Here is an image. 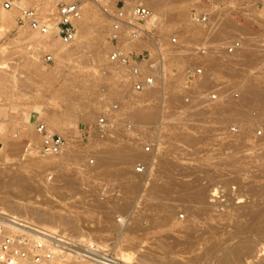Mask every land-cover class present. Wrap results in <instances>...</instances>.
Segmentation results:
<instances>
[{
    "label": "rangeland",
    "instance_id": "rangeland-1",
    "mask_svg": "<svg viewBox=\"0 0 264 264\" xmlns=\"http://www.w3.org/2000/svg\"><path fill=\"white\" fill-rule=\"evenodd\" d=\"M64 1L75 0H26V3L20 4V7L16 6L8 10L2 6L4 0H0V72H5L6 79L8 78L3 84H0V180L2 181L0 197H4L3 200H0V210L13 213L9 203L19 202L30 205L49 216L56 214L64 217L65 221L66 219L76 220L74 224L68 223L67 225H63L64 223L61 222L62 225L53 221L43 222L45 224L42 226L43 223L38 221V218H32V220L38 221L40 226H45L46 229L57 228L71 234H86L90 240L102 243L113 244L115 239L126 243L131 239L133 241L132 251L135 252L133 261H138L140 264H166V259L154 262L145 258L143 253L151 249L158 255L166 257V252L160 241H168L172 244L178 239L184 243L176 246V251L170 254V257H173L170 258L172 263L180 261L186 264H214V260L204 261L197 260V258L201 256L205 248L216 245L218 241L219 244H235L243 237L255 241L258 253L264 252V232L257 229V226L261 227L257 221L250 219L249 216L252 217V214L249 211L247 212L250 215L245 212L252 206H264V160H257L258 154L262 155L264 150V122L256 120L257 113L261 112L260 109L258 112L255 107H252V104L259 107L254 104L258 103L256 99L258 93L255 92L257 90L252 89L259 86L258 91L263 90L264 92V59L259 56L250 64L241 61L230 62L232 72L225 70L229 65L227 66L220 59L221 55L229 58L236 54L228 53L226 50L234 41H240L241 45L253 44L250 46L258 50L259 53L261 50L264 51V0H161V7L165 9L162 22H159L157 26L139 23L146 35H140L139 39L126 37V40L122 37L123 32L120 33L119 46L123 50L129 51L133 57L137 56L139 59L151 56L158 62L157 66L160 69L154 74L160 77V80L154 87L145 89V91L152 92L145 100L142 99L145 91L136 95L131 92V79L127 81L129 76L122 66L116 64L109 67L105 61L108 60V55L113 50L111 44L113 36L108 39L106 37L110 33L107 29L111 23L110 15L106 19V30L102 32V55L99 59L96 56V47L90 42L91 37L97 33L96 31L85 35L83 38L84 47L80 49L81 53L76 51L72 56L62 60L57 59L45 46L26 41L29 31L16 23L20 9L38 8L45 18L53 22L57 18L56 4ZM122 1L130 7L140 4L137 2L138 0ZM48 3H54V8L50 12L41 8ZM102 3L97 0L83 2L82 10L86 11L88 7H91L90 9L98 8L97 16L92 18L91 23H96V20L100 21L103 15L101 14L102 9H100ZM175 7L184 9L187 16L181 19L177 18L174 14ZM4 12L11 13V20L5 23L2 21ZM201 13L209 15L206 23L195 21L196 16ZM221 19L225 20L224 23L228 25L232 24L231 29H218L223 26H220L223 23ZM233 24L235 27H240L239 32H232ZM194 26L199 27L198 31L193 32ZM216 31L218 33H215ZM128 36H130L129 33ZM147 36L158 41L163 50L162 56L158 55L154 47L148 45ZM174 36L178 38V44L175 45L171 44V38ZM54 38H58L62 42L58 36H54ZM107 40L110 48L107 47ZM130 41L132 45L136 41L142 47L134 48ZM71 45L72 43L67 46ZM201 48L212 53H210L211 61L216 64L207 65L206 62H200L202 55L198 54V51ZM47 54L52 55V60H46ZM27 55L38 62L36 67H31L24 61V57ZM161 58L162 60H160ZM166 58L168 62H166ZM187 65L206 66V73L191 93H189L190 90H187L188 82L184 73ZM9 72L13 73L15 77H12L13 75L11 76ZM209 74H212L213 78H210ZM119 81L123 82L118 83ZM124 82L126 84H123ZM250 82L259 85L254 87L251 84V87ZM247 84L250 87H247ZM216 90L218 98L210 103L218 105L217 108L209 113H207L206 103L204 106L201 104L198 107L190 108L192 103L200 104L199 102L204 99L203 102H206L210 93L216 92ZM246 91L252 96L254 92L257 93L255 94L256 102L250 103V98L252 101L254 99L251 95H247ZM234 93H237L238 97H234ZM189 94H191V100L186 103L185 97H190ZM245 94L249 96L251 104V108L250 104H247L249 108L245 106L247 110L244 108L247 112L249 111V116L246 114L247 116L241 117L238 110L228 109L222 104L220 105L218 101L220 98H224L225 103L239 102L242 95ZM163 95L177 97L170 104L162 99ZM113 103L121 105L119 111L121 110L120 113L124 115L117 117L119 122L112 128H116L118 131L110 132L109 137L101 138L99 134H95L94 122ZM262 106L264 107V103ZM149 107H152L150 110H154V108L157 110L158 114L155 115V118L143 120L136 114L137 109L144 108L143 110H145L147 108L149 110ZM263 107L261 110H264ZM44 109L51 110L53 115L58 116L65 123L64 128L54 132L62 135L67 145L77 151L80 155L76 154L80 157H75V159L68 157L67 159V156H45L40 151L41 141L34 131L35 126L26 124V121L29 113H33L39 118L44 117L46 111ZM155 110L153 112L156 113ZM88 113L90 116L86 115ZM130 113L129 119L134 123V128L127 130L124 119L128 120L127 117ZM21 115H25L23 123L29 127L19 123L17 116ZM245 117H249L246 118L247 120L244 119L246 122L251 121L252 118L256 122L252 121V125L248 122L249 125L245 126V121H242ZM28 120L31 121V117H28ZM233 126L236 127V131L231 130ZM91 134L104 146L110 141L112 142L109 146L113 149L109 152L114 151V153L112 152L113 159L115 158L114 160L119 162L123 161V163L117 166H106V169L126 166L131 170L130 181H123L117 177L106 175V173L99 177L93 176V172H87L96 168V157L100 151L104 150V148L100 150L102 145L95 146L93 142L90 143ZM181 136L183 140H181ZM183 136L188 139H184ZM106 138L109 141H105ZM131 144L132 147L139 146L140 148L149 145L156 151L154 149L150 153H145L138 148L124 147V145ZM236 145H244L249 149L239 155ZM253 147H255L254 150ZM94 151L98 152L92 155L91 153ZM109 152H101L100 155L104 153L102 155L108 156ZM119 152L126 153L123 154L124 158H121L122 154L119 156ZM86 153L90 155H86ZM112 156H108L111 161H113ZM221 156L227 158L228 161L224 158L220 160ZM235 157L237 158L235 159ZM136 160L146 163L148 170L144 173H137L134 167ZM90 163L95 164L91 165ZM85 168L87 169L85 170ZM161 169L164 171L162 172ZM165 173L167 177L169 176L168 178ZM13 175H19L26 179L30 185H33L32 188L28 189L24 183L17 184ZM155 175L163 176L157 181L160 186L156 188V191L153 189L154 181H152ZM170 178L174 179V183H183V185L185 183L182 187L184 190H187L188 187L192 190L199 188L208 190V193H205L206 197L210 195L213 188H223L226 191L228 205L225 210L232 208V212L229 211L231 213L227 214L225 210V212L220 211L219 207L215 206L212 218H209L206 213L196 215L195 218L192 217L189 208L195 207L194 209H196L197 203L186 204L187 201H181L182 198L178 195L180 191H184L182 188H171L167 192L166 188H160L164 183H168ZM128 184L129 187L125 186ZM186 184L187 188L185 189ZM170 191L172 192L170 193ZM145 195L147 197H144ZM148 196L149 200H147ZM206 200L213 204L211 197ZM95 202L105 206L99 209L92 208L96 207ZM159 202L163 204L160 205ZM112 203L119 207V211H111ZM85 205L89 206L88 209L84 207ZM133 205L136 207L135 209L144 206L148 209H143L139 215L140 219H135L138 220L135 221L138 230L134 235L127 232L120 234V231L115 230L112 223L118 215H129L131 211L129 209ZM240 205L241 207L245 205L246 209L244 207L239 209ZM170 209L172 212H168L171 211ZM166 210H168V214H166ZM165 214L169 216H167L169 219L166 218L167 222H160V218ZM106 215H109L108 223L105 222ZM192 219L197 220V229L194 228L196 231L191 232V234L194 233L193 236L183 234L180 231L181 225L186 222L188 224ZM216 223H219L218 226ZM47 224L48 227L52 226L51 224L54 227L48 228ZM91 224H94L95 227H91ZM105 224L108 226L103 228ZM219 225L222 226L219 228ZM242 226L245 231L241 228ZM96 227H102V229L96 230L94 229ZM216 229L218 230L216 231ZM212 230L214 235H208L207 232ZM180 232L182 233L180 234ZM231 232L233 233L231 234ZM97 235L107 238V242L97 240L95 238ZM189 240H192L194 244L192 247L186 244ZM250 259L253 258L250 257ZM68 261L76 262L72 259H68Z\"/></svg>",
    "mask_w": 264,
    "mask_h": 264
},
{
    "label": "bare ground",
    "instance_id": "bare-ground-1",
    "mask_svg": "<svg viewBox=\"0 0 264 264\" xmlns=\"http://www.w3.org/2000/svg\"><path fill=\"white\" fill-rule=\"evenodd\" d=\"M96 1V0H95ZM161 0H152V1H149V2H146L145 0H138L137 2H140V5H143V6H145V7H148L149 9H151L153 12H154V14H155V21H151V22H147L146 24L147 25H151V26H157V24L159 23V22H162V18H163V16L165 15V9L164 8H162L161 7V5H162V2H160ZM169 1V0H168ZM167 1V2H168ZM98 2V1H97ZM99 2H103L102 3V5L100 6V9H102V13L101 14H103L102 16H101V19H100V21H98L97 22V20L95 21L96 23H91L92 21H93V19L92 18H94V16L98 13V8L96 9H90L89 7H88V10H86L85 11V9L84 10H82V6H81V15H80V18L79 19H77L76 21H75V27H76V36H75V39L71 42L72 43V45L71 46H67L68 44H70V43H64L62 40V42H60L59 40H58V38L56 39V38H54V36H57V34H56V30H55V26H54V24L53 23H51V27H50V30L47 32V33H45V34H41V33H39V32H37V31H34V30H32V29H30L28 26H25V30H27V31H29L28 32V35L26 36V41L28 42V43H34L35 45H41V46H45L51 53H53L56 57H57V59H59V60H62V59H64V58H68V57H70V56H72L76 51H78V52H80V49H82L83 47H84V43H83V38L85 37V35H87V34H89V33H91V32H93V31H96L97 33L94 35V36H92L91 37V39H90V42H91V44L92 45H94L95 47H96V56H97V58L99 59L100 57H101V55H102V49H101V42H102V32L104 31V30H106V19H108V15H110V17H111V14H109V13H107V12H105L104 11V9L102 8L103 6H105V5H107L106 4V2H104V1H99ZM114 1H112V3H113ZM163 2H165V1H163ZM166 2V3H167ZM25 4L26 3V0H20L19 2H18V6L20 7V4ZM83 5V4H82ZM89 6V5H88ZM94 6V5H93ZM92 6V7H93ZM43 10H45V11H52L53 10V8H54V3H48L47 5H44V6H42L41 7ZM94 8V7H93ZM87 9V8H86ZM97 11V12H96ZM174 11H175V16L177 17V18H179V19H181V18H184V17H186L187 16V14H186V12L184 11V9H182V8H174ZM168 14V12H167V10H166V15ZM99 15V14H98ZM97 16V15H96ZM107 17V18H106ZM100 18V17H99ZM97 19V18H96ZM111 19V23H110V25L109 26H107V29H108V32H110V33H108L107 34V39L108 38H110L111 36H113L114 35V21L112 20L113 18L111 17L110 18ZM219 19V18H218ZM223 19H224V17H223ZM11 20V13L10 12H4V15H3V17H2V21L5 23V22H8V21H10ZM222 20V19H221ZM196 21V20H195ZM222 21H223V23H222ZM222 21H220L222 24H220V26L221 25H223V26H219L220 28H218V29H223V28H230L231 29V25H228L227 23H224L225 22V20H222ZM226 22H227V19H226ZM217 23V22H216ZM219 23V22H218ZM228 23H229V21H228ZM212 24V23H211ZM213 25H215V24H213ZM234 25V24H233ZM199 26V25H198ZM198 26H194L193 27V32H196V30L199 28ZM217 26H218V24H217ZM233 27V26H232ZM143 27L139 24V23H137V25H136V29H137V31H138V34L139 35H146V33H145V31H144V29H142ZM217 28V27H216ZM209 29V28H208ZM201 30V29H200ZM203 30V29H202ZM211 30V29H210ZM121 32L120 33H122L123 32V36L122 37H124L125 39H126V37L128 38V37H130V36H128V31H129V28L128 27H126V26H122V28H121V30H120ZM198 31V30H197ZM207 31V30H206ZM205 31V32H206ZM228 31V30H227ZM226 31V32H227ZM240 31V27L238 28V27H235V25H234V29L232 28V32L234 33V32H239ZM204 32V34H206ZM211 32H212V30H211ZM218 32H219V30H218ZM217 31L215 32V33H218ZM222 32V31H221ZM145 33V34H144ZM209 33H210V31H209ZM220 33V32H219ZM120 35V34H119ZM148 35V34H147ZM217 35V34H216ZM216 35H215V37H216ZM207 36V35H206ZM209 36V35H208ZM59 37V36H58ZM120 37V36H119ZM213 37H214V34H213ZM147 38H148V36H147ZM51 39H54V40H51ZM121 40H124L123 38H120ZM130 39H131V37H130ZM130 39H128V40H130ZM139 39V38H138ZM146 39V38H145ZM120 40V41H121ZM127 40V39H126ZM133 41V40H132ZM137 41V40H136ZM135 41V44L134 45H132L131 44V41H130V44L132 45V46H134V48H140V47H142V45L141 44H139V43H137ZM146 41H149V43H148V45L149 46H151V47H154L156 50H157V52H158V55L160 54H162V52H163V50H162V48H161V46H160V44L158 43V41H156L153 37H150V38H148V40H146ZM89 42V43H90ZM124 42V44H125V41H123ZM134 42V41H133ZM253 45V44H243V45H241L239 48H237L234 52H233V54L234 53H236V54H234L232 57H226V56H220V59H221V62H223V63H225L227 66L229 65V67H227L225 70L227 71V72H232L233 70H232V68H230V62L232 63V62H236V61H241L242 63H245V64H250V63H253L255 60H257L258 58H259V56L261 57H263V59H264V51L262 52V50H261V52L260 53H262V54H260L259 53V51L258 50H256L255 48L253 49V47H251V46ZM106 46V45H105ZM110 45H108V40H107V47H109ZM110 48V47H109ZM260 50V49H259ZM83 52V51H82ZM81 53V52H80ZM211 52L210 51H207L206 52V54H204V55H202V61H200V62H202V63H205L206 62V64L207 65H214V64H216V63H213L212 61H211V57H212V53L210 54ZM83 54V53H82ZM81 54V55H82ZM109 56V55H108ZM162 56V55H161ZM204 56V57H203ZM214 56V55H213ZM261 57V58H262ZM216 58V57H215ZM57 59H56V61H57ZM102 59V58H101ZM24 61L26 62V63H28V65L29 66H31V67H36L37 65H38V62H36V60L34 59V58H31V57H29L28 55L27 56H25L24 57ZM105 61H107V65L109 66V67H113L114 65H116L117 63H115V62H112L111 60H110V57L108 58V60H105ZM156 63H158V62H156ZM0 64H1V62H0ZM118 65V64H117ZM226 65H224V66H226ZM164 68V67H163ZM160 68L158 67V66H155V69H153V73H155V72H159L158 70H159ZM161 69H162V67H161ZM10 73V72H9ZM8 74V73H7ZM11 74V73H10ZM9 74V75H10ZM13 75V76H12ZM11 76L12 77H15L14 76V74L12 73L11 74ZM129 76V75H128ZM7 77H10V76H8L7 75ZM159 78V79H158ZM8 79V78H7ZM6 79V74H5V72L3 73V72H0V84H3L4 82H5V80H7ZM131 78H130V76L128 77V80L127 81H129ZM166 79V78H165ZM156 84L158 83V81L160 80V77H158L157 75H156ZM83 81V80H82ZM7 82V81H6ZM120 82H123V81H119L118 83H120ZM260 83V82H259ZM123 84H126V82H124ZM251 84L252 85H254V87L257 85H259L258 83H252V82H250L249 83V85L251 86ZM248 84H247V87L249 86ZM249 86V87H250ZM252 87V86H251ZM253 87V88H254ZM259 87V86H258ZM258 87H256V89L254 88V89H252V90H257V91H255V92H257L258 93V96H257V100H258V103L255 101V94H257V93H253L254 95L252 96V94H250L251 96H252V99H254L253 101L251 100V98H250V103H253V102H256V103H254V104H257L259 107H256V105L254 106L253 104H252V107H255L256 108V110L258 111L259 109H260V112L261 113H257V117H256V120H260V121H262V122H264V110H263V112H262V110H261V108L263 107L262 105H263V103H264V92H263V90L261 89V87H263V86H261L260 87V89L262 90L261 92H259L258 91ZM264 88V87H263ZM245 90V89H244ZM249 90H250V88H249ZM145 91V90H144ZM248 91V90H247ZM246 91V93H251V91H248L247 92ZM65 92V91H64ZM67 92V91H66ZM244 92V91H243ZM253 92V91H252ZM70 93V92H69ZM149 93H150V95H151V93L152 92H149L148 90H146L144 93H143V95H142V99H148V97L150 96L149 95ZM249 93L247 94V95H249ZM242 94H244V93H242ZM80 95V94H79ZM174 95V94H173ZM246 94L245 95H242V97L240 98V101L239 102H234V103H231V102H228V103H225V99L224 98H220V100H218L219 101V104L221 105L222 104V106H224V107H226V108H228V109H236V110H238L239 112H240V116L242 117V116H245L246 114H248V116H249V111L247 112L246 110H247V108H249V107H247V104H250L249 103V96H247ZM175 96V95H174ZM174 96H168V97H166L165 95H163L162 96V99H164V101H168L170 104H172L173 102H172V100L174 99V100H176V97H174ZM254 97V98H253ZM69 99V98H68ZM67 99V100H68ZM141 99V98H140ZM208 100H206V102H203V101H205V99L203 100V98H202V100L203 101H200L201 100V98L200 99H198L200 102V104H198V103H192V105L190 106V108L191 107H198V106H200L201 104H202V106H204V104L206 103V107H207V109H208V112L207 113H209V112H211L212 110H214L215 108H217V106H215V105H213V104H211L210 102H212V101H214V100H211L209 97L207 98ZM198 100H197V102H198ZM172 102V103H171ZM129 103V102H128ZM111 106V105H110ZM121 106V105H120ZM120 106H118L119 107V109L121 108ZM245 106L247 107V108H245ZM262 106V107H261ZM142 108V107H141ZM150 108H152V107H149V110H150ZM244 108L246 109V110H244ZM250 108H251V104H250ZM264 108V107H263ZM41 109H43V108H41ZM119 109H118V112H119ZM144 109V108H143ZM143 109H137L136 110V114L138 115V116H140V118H143V120H148V119H153V118H155L156 116V114H158L157 113V110H155V108H154V110L156 111V113L155 112H153L154 110L153 109H151L150 111L147 109V111H145V110H143ZM44 110H46L44 113V117L42 116V117H40L41 118V120L40 121H35L36 123L34 124L35 125V129H36V124L38 123V122H42V123H45V125L47 126V128H48V130H49V132L50 133H53V134H55L56 132H54V131H58V130H60V129H62V128H64L63 126H65L64 124V122L58 117V116H56V115H53L52 114V112H51V110H48V109H44ZM153 110V111H152ZM249 110V109H248ZM118 112H116V114H115V117H117V115L119 114ZM245 112H247V113H245ZM259 112V111H258ZM93 113H94V111H93ZM182 113V112H181ZM43 114V113H42ZM90 113H88V114H86V115H88V116H90L89 115ZM91 115H92V113H91ZM164 115V114H163ZM247 116V115H246ZM251 116V115H250ZM28 117H31L30 115L28 116ZM28 117H27V121H26V124L27 123H29V124H32L31 123V121H29L28 120ZM101 117V115L97 118V120L94 122V124H97L98 123V121H99V118ZM249 118V117H245V118H243L242 119V121H245L246 122V120ZM244 119H246V120H244ZM250 119H251V117H250ZM130 120V119H129ZM256 120L255 119H253L252 118V120L251 121H248L250 124L252 123V121H255L256 122ZM131 122V121H130ZM244 122V124H245V126H246V124H248V122H246L245 123ZM132 124H133V126H134V123L133 122H131ZM254 124V123H253ZM249 125V124H248ZM247 125V126H248ZM252 125V124H251ZM261 125V124H260ZM259 126V125H258ZM261 126H263V125H261ZM37 132V131H36ZM35 132V133H36ZM95 134H98V132H96L95 131ZM36 135L39 137V139H40V141L42 140V137H41V135L37 132L36 133ZM61 137H63L62 135H60ZM33 137H35V136H33ZM106 137H109V136H106ZM64 138V137H63ZM99 138V137H98ZM183 138H184V136H183ZM185 138H186V136H185ZM184 138V139H185ZM198 138V137H197ZM264 138V137H263ZM38 139V138H37ZM65 139V138H64ZM186 139H188V137L186 138ZM201 139V138H200ZM33 140H35L34 138H33ZM181 140H183L182 139V136H181ZM196 140V139H195ZM105 141H109V139H107L106 138V140ZM191 141V140H190ZM198 141V140H197ZM11 142V141H10ZM36 142V141H35ZM38 142V141H37ZM178 142V141H177ZM180 142V141H179ZM39 143V142H38ZM175 144H176V141L174 142ZM240 144V143H239ZM262 144V143H261ZM40 145H41V143H40ZM178 145V144H177ZM20 146V145H19ZM10 147V146H9ZM41 147V146H40ZM14 148V147H13ZM254 148L255 147H253V150H254ZM259 148H263V147H259ZM16 149H17V147H16ZM20 149V148H19ZM113 148L111 147V146H109L108 145V143L106 144V146H104V150H102V151H100V153L101 152H104V153H108L109 151H111ZM236 149H237V154L239 153V155H241V154H244L245 152H247L248 151V149H247V147H245L244 145H236ZM118 150V149H117ZM116 150V151H117ZM16 151H18V150H16ZM113 153H114V151H112ZM112 152H109V154L111 153V155H109L108 154V156L110 157V156H112L113 155V153ZM193 152V151H192ZM263 152V154L262 155H260V154H258V161H260L261 159L262 160H264V150L262 151ZM79 154L77 151H75V150H73L72 148H70V146L69 145H67V143L65 144V146H64V149H63V151H61L60 153H58V154H51V155H45V156H67V159H68V157H72V159H75V157H80V156H78L77 154ZM100 153H99V155L96 157V165H95V167L96 168H98V167H101V166H104V168L106 169V166H110V165H119V164H121V163H123V161H117V160H114L113 159V157L114 156H112V160L113 161H111L110 159L111 158H109L108 156H106V155H102V154H104V153H102L101 155H100ZM120 153V152H119ZM256 153V152H255ZM122 153H120L119 154V156L121 155ZM123 154H126V153H123ZM122 154V156H121V158L124 156ZM80 155V154H79ZM115 157H116V155H115ZM229 157H231V156H229ZM76 158V159H77ZM124 158V157H123ZM219 158V157H218ZM224 157H220L219 159L220 160H222ZM232 159H234V157H231ZM237 157H235V159H236ZM219 159H218V161H219ZM225 160L227 159V158H224ZM230 159V158H229ZM214 160V159H213ZM255 160V159H254ZM115 161H117V162H115ZM226 161H228V160H226ZM144 163V162H143ZM144 164H146V163H144ZM154 164V163H153ZM169 167V166H168ZM87 168H85V170H86ZM89 169V168H88ZM91 169V168H90ZM104 169V170H105ZM163 169H165V167H163ZM146 170H148V166H147V169ZM130 168L128 169V167H124V166H118L117 168H112V169H106L105 170V172L104 173H106V175H111V176H114V177H117V178H119L120 180H123V181H130V179L132 178V175H130ZM161 171H162V169H161ZM164 171V170H163ZM162 171V172H163ZM165 171H166V169H165ZM168 171H169V168H168ZM145 172V171H144ZM143 172V173H144ZM138 173V172H137ZM257 174V173H256ZM146 175V174H145ZM168 175V174H167ZM165 176H166V173H165ZM255 176V175H254ZM1 177V176H0ZM161 177H163V176H161V175H155V176H153V180L152 181H154V186H153V189H154V191H156V188H158L160 185H159V183L157 182L159 179H161ZM167 177V176H166ZM169 177V176H168ZM167 177V178H168ZM13 179L16 181V183L17 184H21V183H24V185L28 188V189H31L32 188V186L33 185H30V183L26 180V179H24L23 177H20L19 175H13ZM1 180H0V184H1ZM188 182V181H187ZM161 184V183H160ZM184 185H185V183H184ZM184 185H183V183H174V179H172V178H170V180L168 179V183L166 182V184L164 183L160 188L161 189H163V188H166V192L167 191H169L171 188L172 189H174V188H176V187H180V188H182V187H184ZM125 186H130L129 184L128 185H125ZM179 188V189H180ZM187 188V184H186V187H185V189ZM178 189V188H177ZM183 189V188H182ZM181 189V190H182ZM203 188H199V189H195V190H192L190 187H188V189L187 190H184V191H178L179 192V197H181L182 199H181V201L182 200H184V202L185 201H187L186 202V204L187 203H197V207H196V209H191V208H189V210H191L190 211V215L193 217L194 216V218L196 217V215H201V214H203V213H206L208 216H209V218H212V216L214 215V213L212 212L213 210H214V207L216 206L214 203L213 204H211L210 202H208V200H206V198H209V197H211V193H212V190L214 191L215 189L213 188L212 190H211V192H210V195L208 196V197H206V195L207 194H205L208 190H206V189H203ZM208 189V188H207ZM129 190V189H128ZM159 190V189H158ZM157 190V191H158ZM210 190V189H209ZM172 191H170V193H171ZM208 193V192H207ZM144 195V194H143ZM149 195H150V193H149ZM167 195V194H166ZM173 196V195H172ZM144 197H147V195H145ZM167 197V196H166ZM178 197V198H179ZM3 198L4 197H0V200H3ZM149 196H148V198H147V200H149ZM176 199V198H175ZM174 199V200H175ZM110 201H111V199H109ZM146 200V201H147ZM169 200V199H168ZM160 201V200H159ZM172 201V200H171ZM180 202V201H179ZM96 203V202H95ZM256 204H258L257 202H255ZM255 203H253L254 205H255ZM101 204V203H100ZM99 204V202H98V204L96 203V207H92V208H95V209H99V208H101L102 206H105V205H100ZM115 204V203H114ZM159 204L161 205V204H163L162 202H159ZM252 204V205H253ZM9 205H10V210H11V212H13V213H10V212H7V211H3V212H0V213H6V214H8V215H10V216H12V217H14V219H15V221H17V223H18V225H24V226H29V227H34V228H37V229H42V228H44V227H42L45 223H43V221H46L48 218L49 219H51V220H54V221H56V222H61L63 225H67L68 223L69 224H74V221L76 222V220H70V219H66V221H65V219H64V217H61V216H58V215H56L55 213V215H52V216H47L46 214H43L42 212H40V210H36V208H34V207H32V206H30V205H24V204H22V203H19V202H11V203H9ZM108 206H110L109 204H107ZM112 205H113V203H112ZM147 205V204H146ZM169 205V204H168ZM184 205V204H183ZM195 205V204H194ZM252 205H250V206H252ZM169 206H171V205H169ZM245 206V205H244ZM243 206V207H244ZM249 206V207H250ZM258 207V208H255L254 209V207ZM256 206H252V208L250 207L248 210H246L245 212L248 214V212L247 211H249L251 214H252V217H251V215L250 214H248V215H250L249 217H250V219H252L253 221H257V223H258V225H260L261 227H259V226H257L258 228L257 229H260V231H263L264 232V206H258V205H256ZM84 207H86L87 209H88V207L89 206H84ZM131 207V206H130ZM129 207V208H130ZM243 207H241V205H240V208L239 209H243ZM111 208V211L113 212H115V211H119L118 209H119V207H117V205L115 204V205H113L112 207H110ZM136 207L133 205L129 210H131L130 211V214L129 215H126V214H121V215H118V216H116L115 217V220L113 221V223H112V225H113V227L115 228V230H119L120 231V234H123V233H125V232H127V233H129V234H131V235H134L135 234V232L138 230L137 228H138V226L135 224V221H138V220H135V219H137V218H139L140 219V213H142L141 211L144 209H148V208H145V206L144 207H138L137 209H135ZM235 208H237V207H235ZM234 208V209H235ZM245 208V207H244ZM0 209H1V207H0ZM233 209V210H234ZM238 209V208H237ZM246 209V208H245ZM171 210V209H170ZM167 211L168 210H166V214H168L167 213ZM217 211V210H216ZM215 211V212H216ZM226 212H227V214H228V212L229 211H231L232 212V208H230V210H225ZM224 211V212H225ZM236 211V210H235ZM168 212H172V210L171 211H168ZM231 212H229V213H231ZM235 213V212H234ZM239 213V212H238ZM240 213H242V212H240ZM166 214L165 215H162V217L160 218V222L161 221H163V222H167V219L166 218H168L167 216H166ZM170 214V213H169ZM226 214V213H225ZM226 214V215H227ZM153 215V214H152ZM23 216H25V217H23ZM228 216V215H227ZM226 216V217H227ZM231 216V215H230ZM233 216V215H232ZM26 217H28V218H26ZM72 217V216H71ZM108 217H109V215H106V220H105V222H107L108 223ZM32 218H34V219H37L38 221L40 220L42 223V226H40L39 224H38V221L36 222V220H32ZM59 218V219H58ZM157 219V218H156ZM156 219H155V221H156ZM169 219V218H168ZM189 220V219H188ZM189 222V221H188ZM241 222V221H240ZM21 223V224H20ZM60 223V224H61ZM137 223V222H136ZM236 223V222H235ZM61 224V225H62ZM217 224V223H216ZM215 224V225H216ZM219 224V223H218ZM218 224H217V226H218ZM238 224V223H237ZM242 224H244V223H242ZM241 224V225H242ZM52 226H53V224H51ZM214 225V226H215ZM239 226H240V224H238ZM52 226H50L49 225V227H48V224H47V227L48 228H50V227H52ZM55 226H56V224H55ZM58 227L60 226L59 224L57 225ZM106 226H108V224H105V226H103V228H105ZM109 226H110V224H109ZM216 226V227H217ZM220 226H222V225H219V228H220ZM238 226V227H239ZM54 227V226H53ZM62 227V226H61ZM60 227V228H61ZM197 227V220L196 221H194L193 219L192 220H190V222L187 224V222L185 223V224H183V225H181V227L180 228H182V229H180V231H182L183 232V234H189V235H192L193 236V234L194 233H192L191 234V232H193V230H194V228H196ZM245 227V226H244ZM247 227V229H248V226H246ZM46 228V227H45ZM215 228V227H214ZM236 228V227H235ZM241 228H243V226L241 227ZM251 228V227H250ZM57 229V228H56ZM94 229H96V230H100V229H102V227L101 228H98V227H96V228H94ZM178 229V230H179ZM197 229V228H196ZM196 229L194 230V231H196ZM177 230V232L179 233V231ZM211 230V229H210ZM214 230V229H213ZM209 231V232H207V234L208 235H214V231ZM218 229H216V231H217ZM243 230L245 231V228H243ZM243 230L241 229V233L243 232ZM63 231V230H62ZM182 232H180V234L182 233ZM233 232H231V234H232ZM240 232H239V234H241ZM235 235L237 234V231L234 233ZM215 235H217V234H215ZM132 237H134V236H132ZM95 238L97 239V240H101V241H103V242H107V238H102L101 236H99V235H97V236H95ZM209 238V237H208ZM132 243H133V241L131 240V239H129L126 243H122V241L120 240V239H115L114 240V242H113V246H114V249H116L117 250V252H118V254H119V256L121 257V259L124 261V262H126V263H130V262H133V259L135 258V252L134 251H132ZM182 243H184L182 240H180V239H178L177 241H175L174 243H169L168 241L167 242H165V241H160V244L164 247V251L166 252V257H164V256H161V255H158L155 251H153V250H147L145 253H143V256H145V258H148V259H150L151 261H163V260H165L166 259V264H186V263H182V262H177V263H172V260L170 259V258H173V257H170V254L171 253H173V252H175L176 250H175V247L176 246H178L179 244H182ZM107 244V243H106ZM186 244H188V246H190V247H192L194 244H193V242H192V240H189ZM256 243H255V241H253L252 239H250V238H245V237H243V238H241V240L240 241H238L237 243H235V244H224V243H221V244H219V241H218V243H216V245L214 244V245H212V246H210V247H207V248H205L204 249V251H203V253L201 254V256H199L198 258H197V260H204V261H210V260H214V264H247V262L249 261V258L251 257V258H255L257 255H258V250H256ZM70 259H72V260H75L76 262H74V263H72V262H69L68 261V259H66L65 261H62V260H58V261H56L55 262V264H84L82 261H79V260H76V259H74V258H69V260ZM138 262V261H137ZM138 264H140L139 262H138ZM159 264V263H158ZM188 264V263H187Z\"/></svg>",
    "mask_w": 264,
    "mask_h": 264
},
{
    "label": "built area",
    "instance_id": "built-area-1",
    "mask_svg": "<svg viewBox=\"0 0 264 264\" xmlns=\"http://www.w3.org/2000/svg\"><path fill=\"white\" fill-rule=\"evenodd\" d=\"M20 0H4L2 6L8 10L18 6ZM86 0L58 2L57 18L51 22L45 18L38 8H21L20 15L17 19V25L20 27L28 26L30 29L45 34L50 30L51 23L54 24L57 36L64 43H71L76 36L75 21L80 18L81 6ZM104 1L107 5L103 6L105 12H111L114 21V35L111 40L116 43L113 50L109 53L110 60L122 66L131 78V84L135 91H142L156 85V75L152 72L157 66L155 60L146 62L142 67L132 62L129 55L123 50L118 43V37L122 26L129 28V35L132 39H138L140 35L136 29L137 23H147L155 21L154 12L143 5L137 4L132 7L122 0H97ZM112 1H114L112 3ZM209 19L207 13H201L196 16L195 20L200 23H206ZM171 44H178L176 36L171 38ZM241 46L240 41H234L226 50L228 53L234 52ZM207 49L201 48L198 54H206ZM46 60H52V55L47 54ZM162 60V58L160 59ZM187 78V90L195 82L202 79L205 68L201 65H188L184 70ZM213 78L212 74H209ZM218 90V89H217ZM211 92L209 98L216 100L218 92ZM234 97H238L234 93ZM185 101L189 102L190 97L186 96ZM118 103H113L108 111L101 114L94 129L101 138L109 135L112 128L118 122L115 113L118 111ZM127 130L134 128L128 119H124ZM236 131V127H231ZM36 131L41 135L40 151L45 155L58 154L63 151L66 144L65 139L58 134L50 133L45 123L38 122ZM150 146L144 147L149 151ZM147 165L140 162L135 166V171L143 173ZM211 193V201L220 211H224L227 205L226 191L221 187ZM0 212H3L0 210ZM21 224V223H20ZM74 258L82 261L84 264H138L133 261L124 262L119 256L112 243H102L92 241L85 234H71L60 229H37L34 227L18 225L14 217L0 213V264H55L56 261ZM247 264H264V252L250 259Z\"/></svg>",
    "mask_w": 264,
    "mask_h": 264
},
{
    "label": "crops",
    "instance_id": "crops-1",
    "mask_svg": "<svg viewBox=\"0 0 264 264\" xmlns=\"http://www.w3.org/2000/svg\"><path fill=\"white\" fill-rule=\"evenodd\" d=\"M111 44H112V47H114L115 45H116V43H114L112 40H111ZM117 44H119V40H118V43ZM167 49H169L168 47H167ZM128 55H129V57L131 58V60H132V62H134V63H136V64H138V65H140V66H142V67H144L145 66V64H146V62H148V61H152V60H154V58H152L151 56H149V57H147V58H141V59H139V57H133L131 54H130V52L129 51H125ZM166 62H168L167 61V58H166ZM188 66V65H187ZM205 69H206V66H203ZM185 77V76H184ZM202 80V79H201ZM200 81V80H199ZM199 81H197V82H195L194 84H192L191 86H190V91H189V93H191L194 89H196V86H197V84H198V82ZM142 91H144V90H142ZM142 91H135L134 89H133V86H132V84H131V92L132 93H134L135 95L136 94H140V92H142ZM190 95V100H191V94H189ZM166 96V95H165ZM187 103V102H186ZM109 107L110 106H108L102 113H104V112H106V111H108V109H109ZM118 112V111H117ZM121 112V110L118 112L119 114L117 115V117L119 116H122V115H124V114H121L120 113ZM116 114V113H115ZM29 115L31 116V123L33 124V126H35L34 124L37 122V121H40L41 120V118H39V117H36L35 116V114H33V113H29ZM12 116V115H11ZM25 117V115H21V116H17V118H18V120H19V123L20 124H22V125H26V124H24L23 123V118ZM127 117V116H126ZM131 117V113L129 114V116L127 117L128 119ZM36 121V122H35ZM119 122V121H118ZM26 127H29V126H27L26 125ZM116 130V128H114V129H112L111 130V132H113L114 133V131ZM34 131L36 132V129H35V127H34ZM116 131H118V129L116 130ZM22 132H26V131H22ZM37 133V132H36ZM55 134H57V133H55ZM58 135H60V134H58ZM89 135H90V133H89ZM91 142L90 143H92L93 142V144L96 146V145H102V147L100 148V150H102L103 148H104V145L102 144V143H100V142H98L97 140H96V137L94 136V135H92L91 134ZM111 139V138H110ZM112 142L110 141L109 142V144H111ZM108 144V145H109ZM133 144V143H132ZM132 144L131 145H124V147L125 146H129L130 148H133V149H136V148H138V149H140V150H142V151H144L145 153H150V152H152L154 149H153V147H152V149H151V147H150V149H149V151H145L144 150V147L143 148H140L139 146L138 147H132ZM122 146V145H121ZM123 147V146H122ZM74 150V149H73ZM100 150H98V151H100ZM98 151H94V152H92L91 154L93 155V153H96V152H98ZM155 151H156V149H155ZM85 154V153H84ZM90 155L89 153H86V155ZM84 156V155H83ZM84 157H86V156H84ZM88 159V158H87ZM137 162L134 164V167L138 164V163H140L141 161L140 160H136ZM86 162H87V160L86 161H84V165L86 164ZM143 163V162H142ZM91 165H94L95 163H90ZM83 165V166H84ZM95 171V172H94ZM84 172H86V171H84ZM88 173L89 172H93V176H99V177H101V176H103V174H104V172H105V170H104V167H98V168H94L93 170H91V171H87ZM95 173V174H94ZM113 177V176H112ZM98 178V177H97ZM115 180V179H114ZM116 181H118L117 179H116ZM47 216H49L48 214H46ZM56 222V221H54V220H51V219H47L46 221H43V222ZM91 227H95V225L93 224H91Z\"/></svg>",
    "mask_w": 264,
    "mask_h": 264
}]
</instances>
